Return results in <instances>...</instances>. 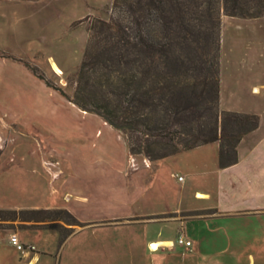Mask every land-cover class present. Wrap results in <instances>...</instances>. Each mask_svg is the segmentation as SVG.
Returning a JSON list of instances; mask_svg holds the SVG:
<instances>
[{"label": "rangeland", "instance_id": "1", "mask_svg": "<svg viewBox=\"0 0 264 264\" xmlns=\"http://www.w3.org/2000/svg\"><path fill=\"white\" fill-rule=\"evenodd\" d=\"M114 1L0 0V210L66 209L81 222H58L70 235L63 241L41 223L0 220V264H25L12 234L35 246L44 264H264V215H169L209 205L195 192L213 174L198 167L190 174L184 152L132 155L123 133L71 101L87 18L109 20ZM263 25L222 17L228 97L234 80L244 84L247 57L264 50V31L252 29ZM207 156L216 159L212 149ZM181 231L192 246L178 243ZM155 241L171 243L155 249Z\"/></svg>", "mask_w": 264, "mask_h": 264}, {"label": "trees", "instance_id": "2", "mask_svg": "<svg viewBox=\"0 0 264 264\" xmlns=\"http://www.w3.org/2000/svg\"><path fill=\"white\" fill-rule=\"evenodd\" d=\"M223 15L264 17V0H115L109 20L87 18L71 101L123 133L132 155L161 160L219 142L220 167L236 164L260 118L221 108ZM0 220L41 223L63 241L58 222L81 224L66 209L0 210Z\"/></svg>", "mask_w": 264, "mask_h": 264}, {"label": "crops", "instance_id": "3", "mask_svg": "<svg viewBox=\"0 0 264 264\" xmlns=\"http://www.w3.org/2000/svg\"><path fill=\"white\" fill-rule=\"evenodd\" d=\"M255 20L264 21V17L255 18ZM252 29L264 31V25L254 26ZM260 44L264 49V43ZM259 52H261L260 56L247 57L242 65L247 72L244 84L239 78L234 80V89L231 88L229 97L226 95L221 78L220 98L223 110L259 116V127L242 139L237 149L238 162L227 168L219 167V142L184 152L188 155L186 167L190 174H194L195 168L198 167L204 172L213 174V178L202 189H197L195 192L196 196L201 197L200 199L209 201V205L195 207V209L187 207L188 213L185 215L169 214L181 216L180 221H183V218L192 217L220 219L264 215V50ZM53 65L61 73L60 67L56 63ZM243 86L245 91L239 90ZM210 145L215 146L207 148ZM210 149L216 154V159L211 164L207 156ZM181 233L190 240L184 231ZM154 243L160 248L161 244L168 245L171 241H155L152 244ZM23 255L25 264H44L41 262V256L35 252H26ZM4 260L6 259L3 258Z\"/></svg>", "mask_w": 264, "mask_h": 264}, {"label": "built area", "instance_id": "4", "mask_svg": "<svg viewBox=\"0 0 264 264\" xmlns=\"http://www.w3.org/2000/svg\"><path fill=\"white\" fill-rule=\"evenodd\" d=\"M11 243H13L14 245H16L17 249L19 251H21L22 253H26V252H35L36 248L35 246H28V245H24L22 243H20L19 238L17 237V235H12L11 236ZM178 243L182 246H186V247H190L192 245V242L190 240L186 239V236L181 233L178 236Z\"/></svg>", "mask_w": 264, "mask_h": 264}, {"label": "bare ground", "instance_id": "5", "mask_svg": "<svg viewBox=\"0 0 264 264\" xmlns=\"http://www.w3.org/2000/svg\"><path fill=\"white\" fill-rule=\"evenodd\" d=\"M65 83V82H64ZM153 247L156 249V248H158V244H153Z\"/></svg>", "mask_w": 264, "mask_h": 264}]
</instances>
